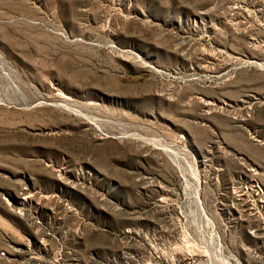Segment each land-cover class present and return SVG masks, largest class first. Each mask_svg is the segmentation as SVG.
Wrapping results in <instances>:
<instances>
[{
	"label": "rangeland",
	"instance_id": "rangeland-1",
	"mask_svg": "<svg viewBox=\"0 0 264 264\" xmlns=\"http://www.w3.org/2000/svg\"><path fill=\"white\" fill-rule=\"evenodd\" d=\"M0 264H264V0H0Z\"/></svg>",
	"mask_w": 264,
	"mask_h": 264
}]
</instances>
